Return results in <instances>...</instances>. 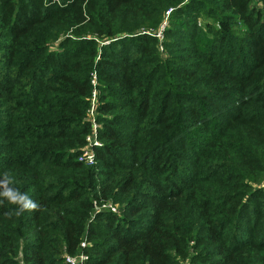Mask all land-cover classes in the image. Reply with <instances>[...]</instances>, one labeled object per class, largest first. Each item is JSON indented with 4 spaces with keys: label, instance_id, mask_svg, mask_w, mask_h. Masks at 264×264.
<instances>
[{
    "label": "trees",
    "instance_id": "16d2710c",
    "mask_svg": "<svg viewBox=\"0 0 264 264\" xmlns=\"http://www.w3.org/2000/svg\"><path fill=\"white\" fill-rule=\"evenodd\" d=\"M8 191L0 264H264V0H0Z\"/></svg>",
    "mask_w": 264,
    "mask_h": 264
},
{
    "label": "built area",
    "instance_id": "2783aa9c",
    "mask_svg": "<svg viewBox=\"0 0 264 264\" xmlns=\"http://www.w3.org/2000/svg\"><path fill=\"white\" fill-rule=\"evenodd\" d=\"M166 25V21H164L159 29L157 31H154V34L159 38L162 39L164 30V27ZM94 83V81H92ZM95 90H93V99L91 102V108L89 110V116L93 123V131L92 134L87 137L88 144L83 148L82 153L78 157V160L80 161H86L87 163H92L94 154H93V146L98 145V141L96 139V124L94 123V101H95ZM113 212H117L115 206L107 205ZM81 245H84V243H81ZM86 258L85 255L80 254L76 257L67 256L65 261L69 264H83V260Z\"/></svg>",
    "mask_w": 264,
    "mask_h": 264
},
{
    "label": "clouds",
    "instance_id": "9594fccd",
    "mask_svg": "<svg viewBox=\"0 0 264 264\" xmlns=\"http://www.w3.org/2000/svg\"><path fill=\"white\" fill-rule=\"evenodd\" d=\"M0 195H4V196L8 197L10 203L19 204L24 209L33 210V209L37 208V205L34 202L28 200V196L26 194L24 196H20L16 193L8 191L5 193H0ZM20 214H21V212H16V215H20Z\"/></svg>",
    "mask_w": 264,
    "mask_h": 264
}]
</instances>
